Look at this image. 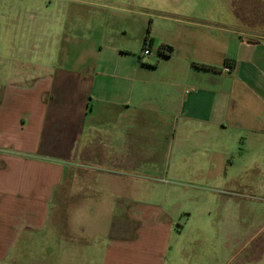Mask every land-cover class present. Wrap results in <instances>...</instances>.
<instances>
[{
	"label": "crops",
	"instance_id": "0c3cea01",
	"mask_svg": "<svg viewBox=\"0 0 264 264\" xmlns=\"http://www.w3.org/2000/svg\"><path fill=\"white\" fill-rule=\"evenodd\" d=\"M236 7L230 0L226 16L188 18L175 41L156 45L151 37L152 51L161 43L174 47L155 68L121 52L134 63L113 68L103 58L91 70L38 65L36 75L23 73L0 86V264H79L82 258L86 264H173L172 221L181 210L142 207L135 187L122 192L129 224L119 225V233L125 234L107 244L79 238L85 252L79 257L78 237L62 219L72 184L63 162L78 157L92 165L98 151L91 137L100 141L103 163L139 179L143 165L157 168L154 137L165 135L161 164L172 178L167 196L183 189L173 184L182 185L194 168L193 179L212 185L202 193L222 200L227 216L240 201L253 199L252 181L264 182V22L260 35L243 29ZM226 59L236 60L231 73L223 70ZM162 62L170 64L164 79L142 73L156 72ZM116 74L120 81L112 84ZM191 136L198 139L192 155ZM246 229L252 255L245 264H264V217ZM25 234L29 240L14 253ZM40 236L52 242L35 255L33 241Z\"/></svg>",
	"mask_w": 264,
	"mask_h": 264
},
{
	"label": "rangeland",
	"instance_id": "374dc122",
	"mask_svg": "<svg viewBox=\"0 0 264 264\" xmlns=\"http://www.w3.org/2000/svg\"><path fill=\"white\" fill-rule=\"evenodd\" d=\"M229 1L0 0V86L23 73L30 77L36 75L34 68L38 65L91 70L101 65L103 58H106L104 64L113 68L134 63L131 56L121 55V52L137 59L141 57L143 64H155L160 59L155 50L151 56L143 55L149 24L156 45L161 41H175L181 36L183 23L188 18L213 14L226 16ZM232 1L237 6L236 12L246 22L242 28L259 34L264 22L263 0ZM169 65V62H162L156 72L142 70V73L152 79L156 75L164 79ZM109 81L116 84L120 80L116 74ZM92 138L95 140L93 148L98 151L90 159L92 165L80 164L78 157L75 162H63L65 178L72 184L67 185L70 191L66 194L68 201L62 208V219L72 227L78 240H104L107 244L108 240L121 238L125 233H119V225L129 224L128 213L122 206V192L125 188L135 187L144 198L137 201L142 207L163 204L171 212L181 210L172 221L174 233L168 258L173 264H245L250 258L252 252L246 242L251 232L248 234L246 228L261 223L264 217V182L252 181L253 199L240 201V207L237 203L227 216L228 212L221 209L222 200L216 201L202 193L208 188L205 186L212 185L193 179L194 168L189 169V176L182 185L173 184L183 189L171 190V195H166L172 178L165 174V166L161 164V161L165 162L169 145L165 135L154 137L157 168L143 165L139 169L142 175L139 179H129L117 166L103 163L100 141ZM85 140L83 137V143ZM197 144L196 136L189 137L187 145L191 155L196 152ZM151 193L156 197L151 198ZM146 236L148 238L149 233ZM42 237H35L33 241L35 255L43 250L42 244L52 242L51 237ZM27 240L25 234L14 253L20 251ZM77 245L79 257L80 253L85 257L80 240ZM79 264H86L84 258Z\"/></svg>",
	"mask_w": 264,
	"mask_h": 264
},
{
	"label": "trees",
	"instance_id": "16d2710c",
	"mask_svg": "<svg viewBox=\"0 0 264 264\" xmlns=\"http://www.w3.org/2000/svg\"><path fill=\"white\" fill-rule=\"evenodd\" d=\"M150 26L151 25L149 24V27L146 31V37H145L143 46H144V50H148L151 52L153 49V46H154V40L150 36V34H151ZM173 53H174V47L170 44L161 43V44H159V46L157 48V54L160 57V59L170 58L173 55ZM139 58L141 59V57H139ZM156 64L155 65H148V64L144 63L143 65L145 67H148V68H155ZM197 66H200L201 68L206 69V70L216 69V68L210 67V66L205 65V64H197ZM235 66H236V60L226 59L224 62L223 70L228 69L229 71L232 72L235 69Z\"/></svg>",
	"mask_w": 264,
	"mask_h": 264
},
{
	"label": "built area",
	"instance_id": "2783aa9c",
	"mask_svg": "<svg viewBox=\"0 0 264 264\" xmlns=\"http://www.w3.org/2000/svg\"><path fill=\"white\" fill-rule=\"evenodd\" d=\"M143 55H144V56H151V55H152V51L150 52V51H148V50H144ZM144 56H143V57H144ZM224 71H225L226 73H231V71H229L228 69H224Z\"/></svg>",
	"mask_w": 264,
	"mask_h": 264
}]
</instances>
